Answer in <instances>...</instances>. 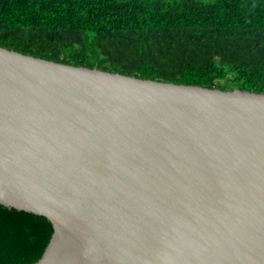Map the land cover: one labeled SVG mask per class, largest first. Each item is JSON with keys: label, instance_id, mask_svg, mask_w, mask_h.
<instances>
[{"label": "water", "instance_id": "obj_1", "mask_svg": "<svg viewBox=\"0 0 264 264\" xmlns=\"http://www.w3.org/2000/svg\"><path fill=\"white\" fill-rule=\"evenodd\" d=\"M0 206L53 225L37 264H264V93L0 47Z\"/></svg>", "mask_w": 264, "mask_h": 264}, {"label": "trees", "instance_id": "obj_2", "mask_svg": "<svg viewBox=\"0 0 264 264\" xmlns=\"http://www.w3.org/2000/svg\"><path fill=\"white\" fill-rule=\"evenodd\" d=\"M0 47L175 84L264 93V0H0ZM55 230L0 206V264H37Z\"/></svg>", "mask_w": 264, "mask_h": 264}]
</instances>
